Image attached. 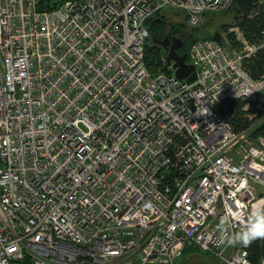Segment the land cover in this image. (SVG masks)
I'll use <instances>...</instances> for the list:
<instances>
[{
  "label": "built area",
  "instance_id": "built-area-1",
  "mask_svg": "<svg viewBox=\"0 0 264 264\" xmlns=\"http://www.w3.org/2000/svg\"><path fill=\"white\" fill-rule=\"evenodd\" d=\"M232 3L0 0V264H182L188 247L251 264L224 233L264 200V137L221 110L264 92L244 65L264 43L197 40L193 83L145 52L158 13L193 28Z\"/></svg>",
  "mask_w": 264,
  "mask_h": 264
},
{
  "label": "trees",
  "instance_id": "trees-1",
  "mask_svg": "<svg viewBox=\"0 0 264 264\" xmlns=\"http://www.w3.org/2000/svg\"><path fill=\"white\" fill-rule=\"evenodd\" d=\"M263 1L264 0H233L232 6L227 10H231L234 14V21L232 26L240 29L243 37L249 42L256 45H261L262 43H264ZM167 21V19H165L163 16H161L160 13H158L157 15L153 16L148 22L150 30V37L148 41L153 40L155 45H152V47H150L147 41L145 46L146 63L149 68V71L153 75H156L160 72H168L167 66L164 64L163 59L160 58V51L158 49L160 45L159 42L166 41L165 39H167ZM228 26L229 25H227L226 27L224 26V28H227ZM181 27H174L173 29H180ZM192 32L188 39V42L190 41L191 46L192 43L196 42L199 39L212 38L211 36L191 40V38L193 37ZM233 36L234 34L230 33L228 38L233 41ZM189 50L187 51V62L190 61ZM184 54L185 53H183V55ZM160 67L161 70L157 71V69ZM245 68L249 71L250 75L254 79H258L264 76V48H261V50H259L257 54L253 56V58L245 62ZM248 101L228 100L225 102V107L227 108V111H224L223 109L221 110L223 119L231 123L233 130L236 133L244 132L253 122L250 121L249 114L254 112L250 109H245V105ZM259 134H261V136L264 135V126L259 127L254 133L256 137L260 136ZM247 250L251 264H259L261 258L264 256V237L256 238L249 244H247ZM196 252L198 251L195 249V247H188L186 250V254L188 255Z\"/></svg>",
  "mask_w": 264,
  "mask_h": 264
},
{
  "label": "rangeland",
  "instance_id": "rangeland-1",
  "mask_svg": "<svg viewBox=\"0 0 264 264\" xmlns=\"http://www.w3.org/2000/svg\"><path fill=\"white\" fill-rule=\"evenodd\" d=\"M234 14L232 11H222V12H213V13H207L204 16L201 17V22L192 29L193 37L191 40H195L202 37H213L217 32H221L222 41L226 45L227 49L231 53H242L244 51V40H242V33L240 29L232 26L234 21ZM164 18L167 19V27H171L173 29L174 27H181L185 22V13L184 12H178V11H166ZM229 25L227 28H224ZM237 29V30H236ZM221 30V31H220ZM239 32V33H238ZM233 33V41L228 38L229 34ZM247 40V39H245ZM150 47L152 45H155L153 40L148 41ZM172 44L170 42L169 46ZM193 44V43H192ZM166 44L164 41V44L160 43L159 45V51H160V58L163 59L164 64L165 59L168 54V49L165 48ZM191 48L190 41L186 42L185 45L182 47V53L187 52ZM163 52V54H162ZM246 62V61H245ZM245 65V63H244ZM161 67L157 69V71H160ZM256 97V98H255ZM248 101L245 105V109H250L254 113L249 114L250 121H253L252 124L243 132L245 134L246 139L250 137H256L254 135L255 131L259 127L264 126V95L263 93L255 96ZM261 136V134H259ZM258 136V135H257ZM264 137V135H262ZM196 259L187 258L183 259L182 264H219V261L217 258H215L212 255L208 254H202L198 253L196 254ZM188 257V255H186ZM185 257V258H186Z\"/></svg>",
  "mask_w": 264,
  "mask_h": 264
},
{
  "label": "clouds",
  "instance_id": "clouds-1",
  "mask_svg": "<svg viewBox=\"0 0 264 264\" xmlns=\"http://www.w3.org/2000/svg\"><path fill=\"white\" fill-rule=\"evenodd\" d=\"M237 217L241 213L237 212ZM225 218L221 217L218 227L223 231ZM227 239L224 241L227 245L243 244L247 245L256 238L264 237V200L257 201L251 210L247 213L239 231L228 234L224 233Z\"/></svg>",
  "mask_w": 264,
  "mask_h": 264
},
{
  "label": "water",
  "instance_id": "water-1",
  "mask_svg": "<svg viewBox=\"0 0 264 264\" xmlns=\"http://www.w3.org/2000/svg\"><path fill=\"white\" fill-rule=\"evenodd\" d=\"M212 38L217 41H222V36L219 32H217ZM159 43L164 44V41H160ZM180 46L181 44H177L175 41L169 46L168 54L165 59L166 66H172L175 70V75L179 79H186L189 83H193L197 79L196 67L193 64L187 63V55H180L177 53L176 49Z\"/></svg>",
  "mask_w": 264,
  "mask_h": 264
},
{
  "label": "flooded vegetation",
  "instance_id": "flooded-vegetation-1",
  "mask_svg": "<svg viewBox=\"0 0 264 264\" xmlns=\"http://www.w3.org/2000/svg\"><path fill=\"white\" fill-rule=\"evenodd\" d=\"M165 13L161 14V16L164 17ZM167 29V33H166V49H168V44H170V42H176L177 44H181V46L179 48H177V53L180 55H183L182 53V47L185 45L186 42H188V39L190 37V34L192 32V27H190L186 22L182 25V27L180 29H171V27L169 26L166 27ZM184 55H187V52H185ZM188 58V57H187Z\"/></svg>",
  "mask_w": 264,
  "mask_h": 264
},
{
  "label": "crops",
  "instance_id": "crops-1",
  "mask_svg": "<svg viewBox=\"0 0 264 264\" xmlns=\"http://www.w3.org/2000/svg\"><path fill=\"white\" fill-rule=\"evenodd\" d=\"M198 253H199V252H196V253H191V254H189V255H188V254H186V255H188V257H186V255H185V257H186V258H184V260H185V259H187V258L196 259V257H197V255H196V254H198Z\"/></svg>",
  "mask_w": 264,
  "mask_h": 264
},
{
  "label": "bare ground",
  "instance_id": "bare-ground-1",
  "mask_svg": "<svg viewBox=\"0 0 264 264\" xmlns=\"http://www.w3.org/2000/svg\"><path fill=\"white\" fill-rule=\"evenodd\" d=\"M233 4V3H232ZM163 13H165V12H161L160 14H163ZM207 13H213V12H207ZM207 13H204L203 14V16L205 15V14H207ZM218 13V12H217ZM237 30V29H236ZM239 33V32H238ZM251 43V42H250ZM261 50V49H260ZM256 98V97H255Z\"/></svg>",
  "mask_w": 264,
  "mask_h": 264
}]
</instances>
